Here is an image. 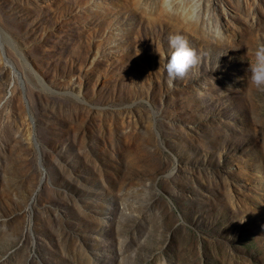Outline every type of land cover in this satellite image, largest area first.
<instances>
[{
    "label": "rangeland",
    "instance_id": "1",
    "mask_svg": "<svg viewBox=\"0 0 264 264\" xmlns=\"http://www.w3.org/2000/svg\"><path fill=\"white\" fill-rule=\"evenodd\" d=\"M255 43L264 0H0V264H264Z\"/></svg>",
    "mask_w": 264,
    "mask_h": 264
},
{
    "label": "clouds",
    "instance_id": "2",
    "mask_svg": "<svg viewBox=\"0 0 264 264\" xmlns=\"http://www.w3.org/2000/svg\"><path fill=\"white\" fill-rule=\"evenodd\" d=\"M162 61L163 71L169 81L183 77L187 70L197 62V56L181 34L168 38V48L157 52ZM251 60L248 63V80L252 88H264V43H255L248 48Z\"/></svg>",
    "mask_w": 264,
    "mask_h": 264
}]
</instances>
